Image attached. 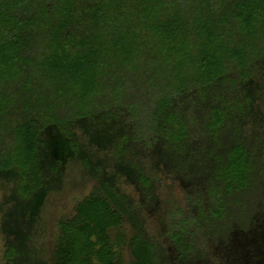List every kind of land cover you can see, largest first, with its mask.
<instances>
[{"label":"trees","instance_id":"16d2710c","mask_svg":"<svg viewBox=\"0 0 264 264\" xmlns=\"http://www.w3.org/2000/svg\"><path fill=\"white\" fill-rule=\"evenodd\" d=\"M262 75L264 0H0V177L14 184L21 228L71 157L94 182L59 217L52 264H264V206L238 221L225 203L256 175L242 123ZM199 104V130L217 153L210 173L177 175L194 191L160 219L170 253L143 211L157 201L159 173L135 163L110 172L86 151L108 131L116 163L140 142L183 152ZM256 148L264 173V143ZM123 176L140 181L144 203L122 189ZM17 245L7 240L5 264L35 252Z\"/></svg>","mask_w":264,"mask_h":264},{"label":"rangeland","instance_id":"374dc122","mask_svg":"<svg viewBox=\"0 0 264 264\" xmlns=\"http://www.w3.org/2000/svg\"><path fill=\"white\" fill-rule=\"evenodd\" d=\"M258 81L262 94L259 98L253 97L252 111L247 114L242 123L246 132V142L254 147L256 175L249 189L240 194H234L225 201L228 214L232 216V220L238 221L253 210L264 206V173L261 172V157L256 148L260 143H264V126L261 127L262 123L264 124V76L259 77ZM203 109L199 104L190 112L198 128L193 130L191 139L193 143L189 142L183 152L177 153L170 147H165L160 141H154L148 147L140 142L130 146L122 155V161L116 163L115 140L111 138L108 131L101 132L104 135L100 137V140L104 142L102 145L91 144L86 151L92 163H102L110 172L123 169L120 165L135 163L150 172L160 174L158 179L155 178L156 180L153 181L158 187L154 189L157 201L152 206L148 205L143 211L151 236L158 238L164 244L166 252H170V246L166 244L164 236L159 232L160 219L169 220L170 213L174 212V207L177 205L180 208H186L188 206L186 194H189L187 189H190L191 193L194 191L186 180L177 175L190 178L201 173H210L212 168L209 155L217 153L216 143L211 141L204 131L199 130L204 121ZM231 131L228 128L221 133V143H228L227 140L231 139ZM88 138L89 136H86V139ZM58 150L64 153L62 148L58 147ZM93 182L80 160L66 157L59 183L44 195L39 207L33 212V225L25 232L21 225L27 222L26 214H18L17 204L20 201L14 194V184L8 178L0 177V264L6 263L7 240H11L16 245L20 240L23 247L34 248L35 252H32L33 254L24 264H43V262L52 264L57 221L61 215L70 214L75 202L89 194ZM139 182L138 179L135 182L128 181L127 176H123L121 187L136 202L144 203L147 199H144ZM167 201H170V204H167ZM14 227L18 231L13 230ZM19 233L24 234L25 239ZM125 257L128 259L127 253Z\"/></svg>","mask_w":264,"mask_h":264}]
</instances>
